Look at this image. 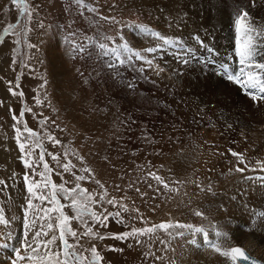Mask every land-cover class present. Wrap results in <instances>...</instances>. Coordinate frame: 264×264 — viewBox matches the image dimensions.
<instances>
[{
  "label": "rangeland",
  "instance_id": "rangeland-1",
  "mask_svg": "<svg viewBox=\"0 0 264 264\" xmlns=\"http://www.w3.org/2000/svg\"><path fill=\"white\" fill-rule=\"evenodd\" d=\"M200 1L204 6L215 8L216 14L224 10L229 17L224 19L215 15L205 27L196 29L193 26L188 33H173L177 28L171 23L172 18L179 14V21L183 22L184 13L189 14L191 8H184L182 4L183 9L180 6L176 10L166 8L157 16L153 10L145 12L146 9L140 7L144 1L135 5L138 0H81L80 3L77 0H22L20 4L0 0V34L9 24L14 26L0 42V181L5 182L0 185V215L7 221L6 225L0 224V244L5 243L3 237L10 234L8 247H0V264L16 261L13 248L25 254L22 248L25 239L29 244L37 243L31 238L35 231L41 224L44 231H49L48 223L55 225L58 215L52 214L51 221L37 219L35 227H30L25 237L23 221L28 194L23 177L27 173L30 179L39 180V176H32L23 165L16 129L20 130L21 142L26 145L37 142L43 145L46 153L58 156L59 161H56L45 155V161L53 169L50 177L53 182L58 185L67 182V187L79 183L96 199H99V193L106 191L105 200L93 205V210L101 215L121 212V217L113 216L105 222L106 226L85 217L93 232L104 239L83 235L75 239L68 237L70 244L77 245L74 250L85 258L84 264L92 259V246L103 258L100 264H196L193 256L187 261L188 255L180 256L185 252L183 243L188 240L190 245L196 235L188 229L173 227L124 240L114 238V234L161 222L206 228L203 224L208 218L205 205L200 203L197 207L192 203L195 194L202 197L207 189L202 192L198 187L192 194L189 186L171 183L162 177L169 185L165 189L150 175H158L159 168L166 173L167 169L162 167L165 157L182 154L195 167L192 176L196 175V170L201 175L214 166H222L228 173H233L228 176L229 183L236 173L244 175V179L254 180L256 178H250L251 174L264 173L262 141L250 138L247 145V137L243 135L242 138L239 133L234 148L224 144L223 133L218 127L223 124L224 116L234 115L227 110L235 99L241 101L240 93L233 82L221 80L224 77L216 68L215 54L207 58L209 48L214 49L211 52H217V56L221 54L220 58H235V18L241 9L248 13L243 23L253 30L251 36L259 34L260 42L264 44V0ZM189 15L192 22L199 19V15ZM158 19L160 22L156 24ZM168 23L172 24V32L165 25ZM139 26L167 37L182 38L179 41L182 46H165L154 53L143 52L146 48L156 47L158 41L143 33ZM50 28L55 29L56 38L47 37ZM47 39L51 42L56 39L59 45L54 49L47 44ZM199 40L204 42L203 45ZM101 44L108 48L126 44L133 53L141 52L145 59L121 53L119 59L124 61L121 64L111 53L105 55ZM199 55L205 59V64L200 62ZM147 60L153 62L151 66ZM257 60L264 62V55H258ZM10 87L16 95L9 92ZM21 110H24L23 117H20ZM248 114L244 111L236 116ZM14 115L18 120L13 119ZM177 122L183 126L182 130L181 127L177 130ZM25 125L36 133L34 138L28 137ZM226 126L229 129V125ZM48 135L55 136L61 143L53 146ZM237 144L245 149H240ZM231 151L242 154L243 162L231 155ZM248 155L252 157L247 162ZM38 157L39 150L36 149L32 158L38 162ZM69 161L75 168L64 172L61 165ZM199 166L204 168L198 170ZM245 166L253 170L249 171ZM85 167L92 175L81 171ZM238 168L243 171H237ZM37 171H43L42 166ZM77 175L87 178L76 181ZM208 182H205L206 186H211V181ZM209 191L212 190L209 188ZM113 198L125 208L108 204L107 200ZM34 206L41 207L38 201H34ZM49 206L47 203L42 205ZM197 211L202 215H196ZM65 212L73 215L70 208ZM40 215L42 213L29 210L27 218L31 222L34 216ZM71 227L78 233L85 232V226L77 220L71 221ZM52 234H59L55 227L50 236ZM50 236H42L40 241ZM197 243L193 249L199 255L198 262H208L204 251L196 248ZM51 247L59 250V240ZM231 247L242 248L264 264V253L254 256L239 242L223 245L222 251ZM225 259L227 264H242L233 262L230 257ZM220 260L225 262L222 257Z\"/></svg>",
  "mask_w": 264,
  "mask_h": 264
},
{
  "label": "snow or ice",
  "instance_id": "snow-or-ice-1",
  "mask_svg": "<svg viewBox=\"0 0 264 264\" xmlns=\"http://www.w3.org/2000/svg\"><path fill=\"white\" fill-rule=\"evenodd\" d=\"M78 3L81 0H77ZM13 4H20L22 0H12ZM94 10V9H93ZM21 13L23 14V9H21ZM248 17V13L243 9L240 10L239 14L235 18V56L237 58V63L239 65L238 69L235 72H229L227 64L222 65L224 72L227 74V80L233 82L241 89L246 90H255V91H247L246 94L250 95L251 98L255 101L258 99H264V96L257 95V93L264 94V62L257 61L255 58L258 55H264V44L260 42V36L257 34L255 37L251 36L252 29L245 26L243 21ZM19 22V21H18ZM14 26L9 24L5 29L3 34H0V42H2L6 35L9 34L10 30ZM140 30L155 38L158 43L156 47H149L143 50L146 53H154L158 49H162L165 46H182L179 44V37H167L162 35L159 32L151 31L148 28L143 26H139ZM253 39L257 42L253 43ZM200 45H203V41H198ZM100 48L104 50V54L108 55L111 53L116 56L117 59L120 58L121 53H130L137 59L144 60L145 57L141 52L133 53L132 49L126 44L114 46L112 48H108L107 45L101 44ZM209 52L214 51L213 49H208ZM119 62L122 64L123 59H119ZM149 66L152 65L151 60H147ZM9 92L13 95H16L13 92L12 88H9ZM23 95V93H20ZM39 103V101H37ZM24 110H21L20 117H23ZM14 120H18V118L14 115ZM47 118H45L46 120ZM17 131V143L18 147L21 151V159L23 165L26 170L31 171L32 176H39V180L30 179L29 174H25L23 177V181L25 184V189L28 194L27 204L24 210L25 218L23 221V227L25 229L24 235L27 238L28 231L30 227H35L37 219L44 220L45 218L48 221L52 220V214H58L55 217V225L53 223H48L49 231L43 230V224H41L40 228L37 229L34 235L31 237L33 241L37 243L29 244L27 239L22 244L23 251L25 254H21V250L13 248V252L16 256V261L13 264H17V262H26V264H84V257L74 249L77 245H73L69 243L68 237L78 238L79 236H90L98 239H104L103 236L94 233L92 228L88 226V221L85 217H88L92 222L99 223L101 225L106 226L105 222L110 220L113 216L121 217V212L117 211L115 213H106L104 215L98 214L97 211L93 210V205L101 204L105 200L107 195L106 191L99 193V199H96L93 193H90L87 189L81 187L79 183H76L74 187H67L66 183L56 184L50 178L53 169L50 167L49 163L45 161V155L51 156L52 160L59 161L58 156L55 153H46L42 144L34 142L32 145H26V143L20 141V130ZM24 131L27 132L29 138H34L36 133L33 132L32 129H29L26 125ZM48 140L53 144V146L59 145L61 142L55 136L48 135ZM38 149L39 157L38 162L33 159V152ZM67 155V153L65 154ZM231 155L237 157L241 162L242 154L231 152ZM82 159V157L80 158ZM42 166L43 171H37L38 168ZM64 172H69L71 169L75 168V165L68 163H64L61 165ZM82 172L89 173L92 175L91 170L87 167L81 169ZM237 171H243V169L238 168ZM152 177L163 185L165 189L169 188L168 183H166L160 176L155 175V173H150ZM87 177L84 175L75 176L76 181L85 180ZM4 181H0V185L4 184ZM97 184L100 185L101 188L104 187L103 184L100 183L99 180L96 181ZM67 201L68 203H62L61 201ZM34 201H38L41 207H35ZM50 205L49 207H42L44 204ZM107 203L113 206H118L119 208H125V205L116 201L115 198L107 200ZM66 208H70L72 210L73 215H68L65 212ZM29 210H32L34 213H42L40 216H34L33 220L30 222L28 217ZM196 215H202L199 211L195 213ZM77 220L81 224L85 226L84 233H78L71 227V221ZM120 222L123 223V219H120ZM0 224L6 225L7 221L3 215H0ZM55 227L58 230V236L52 234L50 236V232ZM179 227L185 228L193 233H203L205 235V239H207V232L202 227H195L193 225H185V224H176L172 225L169 222H161L160 224H153L149 227L144 228H132L131 231H127L124 233L114 234V238L116 239H127L129 237H140L144 235H150L155 233L158 230H168L169 228ZM219 234V233H218ZM181 236L184 233H180ZM49 237L42 242L40 241L41 237ZM5 243L0 244V247H8L7 241L10 239V234H6L3 237ZM57 240H59V250L53 249L51 246L56 244ZM137 243H140L139 239H137ZM190 243L195 244L196 241H190ZM215 247V246H214ZM41 249H43V253H41ZM216 251H220L219 247L215 248ZM92 259L88 261V264H100V261L103 259L98 253L95 246H92L90 249ZM222 255L225 257H230L233 262L240 260L241 262H247L251 260V257L246 254V252L240 247H231L230 249L223 251ZM253 264L256 262L253 261Z\"/></svg>",
  "mask_w": 264,
  "mask_h": 264
},
{
  "label": "bare ground",
  "instance_id": "bare-ground-1",
  "mask_svg": "<svg viewBox=\"0 0 264 264\" xmlns=\"http://www.w3.org/2000/svg\"><path fill=\"white\" fill-rule=\"evenodd\" d=\"M142 1H144V3L141 4L140 7H142L143 10L146 9L145 12L153 10L154 14H156L157 16H159V13L164 11L166 8L168 10H170L171 8L173 10H176L177 7L180 6L183 9L182 4L184 8L189 7L192 9V11H189V14L199 15L198 16L199 19L197 20L194 19V22H192L193 20L191 21L189 18L191 15H189L188 13H184L186 14L184 15L185 20L181 22L179 21V14H177V16L172 18L171 20V23H175L174 25H176L177 28V30H175L173 33H178V32L188 33L190 27L193 26H196L197 27L196 29H198L200 26L205 27L206 24H208L212 20V17L215 15H217L218 17L221 16L220 18H224V19L229 17L228 15L225 14L224 10H219L221 7L219 9L217 8L220 14H216L217 11H214L215 8H213L211 5L204 6L202 4L203 2H201L200 0H186L187 3L184 2V0L183 1L138 0V2L135 5H137L139 2ZM171 3H173L172 7H170ZM158 7H160V10H157ZM159 20L160 19H158L157 21L155 20L156 24L160 22ZM162 23L165 22L162 21ZM165 25L168 26L170 32L173 31L172 24L168 23ZM54 30H52V28L48 29L46 33L47 37L56 38L57 35L55 34ZM194 32H196V30ZM47 40H48L47 44H50V47L53 46L54 49L59 45L56 39H54L52 42L49 39ZM201 48H203V46H201ZM207 53L209 54L207 58H210V56H212L214 52H209L207 50ZM46 55H48V52ZM221 59L224 61L225 64L233 67V72H235V70L238 69L239 65L237 63L236 56L235 58L229 57L224 59L222 57ZM255 59L257 60V56ZM200 62H202V64L206 63L205 59L202 58ZM216 68L220 71V74L224 77L221 78V80L228 82L227 75L221 71L220 67L217 66V64H216ZM233 86L237 90V92L240 93V95L239 93L238 95L241 101L235 99L233 104L229 106V109L227 110V112H232L234 113V115L224 116L221 120V123L223 124H219L218 129L223 133L224 144L227 147H233L239 141L240 136H242V138L246 136L248 139L246 140L247 145H249L248 141L250 140V138H256L257 140L262 141L264 146V99H258L254 101L250 95L245 93H247V91H255V90L241 89L234 83ZM257 95L264 96V94H260V93H257ZM249 101L251 102V104H249ZM255 105L256 107L255 109H253ZM244 111L249 112L248 116L245 117L236 116ZM179 123L177 122L178 131H179V127H181ZM226 124L229 125L228 126L229 129H227ZM182 128L183 126L181 127L180 130H182ZM186 131L189 132V130ZM239 133H241V135ZM240 145L241 144H237V147ZM239 148L245 149L242 146H240ZM251 157H252L251 155H248L246 161L248 162ZM163 159L165 160V162L162 164V167L167 169V171L165 173V171L159 168V172L157 173L158 176H160L161 178L163 177V179L165 180L168 179L171 183H177V184L182 183L183 185L189 186L190 192L192 194L195 193L194 189H197L198 187L201 188L202 192L204 191V189H207V192L209 191V188L210 190H212L211 192L209 191V194L205 192L202 197L201 196L199 197L195 194L193 203L191 202L192 205H194L195 203L197 207L198 204L200 203L203 204V206L205 205L204 209H205L206 217L208 218L207 221L204 220L205 222L203 224L206 227L204 229L207 232V239H205V235L203 233H196V235L194 234L195 235L194 240L199 243V246H197L196 248L199 251L201 250L204 251L205 255L207 256L208 262H203V263L198 262L199 255L193 249L194 244L190 243L189 245L188 240L187 242L183 243L182 250L185 252L180 255L181 257H185L188 255L185 261H187L191 256H193L196 264H211L212 261H214V264H225V262L227 264L225 257L222 255L223 252L222 246L235 244L238 242L243 244L245 248L254 256H258L259 254L264 253V173L251 174L250 178H256L255 180L244 179L243 178L244 175L239 176V174L236 173L234 179H232L231 182L229 183L227 182L228 176H233V173H228L227 170L222 166H214L208 172L205 171L201 175H199L198 171L196 170V175L193 174L194 176H192L191 171L194 172L195 167L192 165L191 162L186 160L182 154L175 153L171 157L169 156ZM248 164L250 165V163ZM202 168H204V166H199L198 170H202ZM245 168H247L249 171L253 170L249 166H245ZM205 177H208L206 181L204 179ZM207 181L209 182L211 181V186H206L205 182ZM185 194L187 195L188 193ZM192 194L190 195L192 196ZM199 194L201 195L200 191ZM214 224L216 225L214 226ZM213 226L215 229L218 230H215ZM198 243L196 245H198ZM216 247L220 248L219 252L215 250ZM221 257L223 258V260H225L224 263L221 262L220 260ZM177 261H181V258L180 259L177 258Z\"/></svg>",
  "mask_w": 264,
  "mask_h": 264
},
{
  "label": "water",
  "instance_id": "water-1",
  "mask_svg": "<svg viewBox=\"0 0 264 264\" xmlns=\"http://www.w3.org/2000/svg\"><path fill=\"white\" fill-rule=\"evenodd\" d=\"M247 254V253H246ZM248 255V254H247ZM251 257V256H250ZM239 262H241L240 260H238ZM253 261L256 262V264H262L260 261L255 260L253 257H251L250 261L247 262H241L242 264H253Z\"/></svg>",
  "mask_w": 264,
  "mask_h": 264
}]
</instances>
